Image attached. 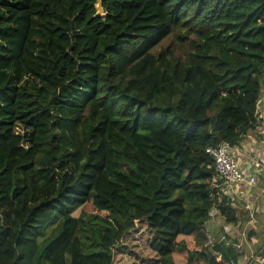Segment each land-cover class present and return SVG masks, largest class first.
<instances>
[{
	"label": "trees",
	"instance_id": "obj_1",
	"mask_svg": "<svg viewBox=\"0 0 264 264\" xmlns=\"http://www.w3.org/2000/svg\"><path fill=\"white\" fill-rule=\"evenodd\" d=\"M95 3L0 0V264L236 260L206 148L253 126L264 0Z\"/></svg>",
	"mask_w": 264,
	"mask_h": 264
},
{
	"label": "crops",
	"instance_id": "obj_2",
	"mask_svg": "<svg viewBox=\"0 0 264 264\" xmlns=\"http://www.w3.org/2000/svg\"><path fill=\"white\" fill-rule=\"evenodd\" d=\"M252 125L234 145L233 153L242 169L248 173L258 171L257 179L250 186L236 183V191L226 196L233 219L226 221L220 215L222 223L217 221L218 216L212 218L219 223V230L213 234L215 244L210 249L230 246L238 254V258L233 260L236 264H260L264 253V80ZM256 162L260 165L257 169L254 166ZM224 226H227V232L223 231ZM213 254L217 260L221 259V252L213 251Z\"/></svg>",
	"mask_w": 264,
	"mask_h": 264
},
{
	"label": "built area",
	"instance_id": "obj_3",
	"mask_svg": "<svg viewBox=\"0 0 264 264\" xmlns=\"http://www.w3.org/2000/svg\"><path fill=\"white\" fill-rule=\"evenodd\" d=\"M233 147L227 142H221L216 146H208L206 150L211 154L214 161V175L210 180V186L213 188L211 197L213 202L217 196H228L236 190L234 186L236 183H245L253 185L257 179L255 172L248 173L239 166V162L233 153ZM255 169L259 168V163H254ZM216 213L215 205L213 204L210 210V215L214 216ZM227 226H224L223 231L227 232ZM207 240L204 245L213 246L215 244V237L212 234H206ZM239 248V246H238ZM230 264H236L230 260ZM260 264H264V253L261 257Z\"/></svg>",
	"mask_w": 264,
	"mask_h": 264
},
{
	"label": "rangeland",
	"instance_id": "obj_4",
	"mask_svg": "<svg viewBox=\"0 0 264 264\" xmlns=\"http://www.w3.org/2000/svg\"><path fill=\"white\" fill-rule=\"evenodd\" d=\"M24 128L20 125L16 127V131L23 132ZM124 246L119 251L124 252L125 254H118L115 257L117 262H127L132 260L128 254L132 253L133 257L137 255V259L150 258L151 253L146 247L144 240L141 237L135 236V234H130L127 236V239L123 242ZM184 260L180 261L179 264H184Z\"/></svg>",
	"mask_w": 264,
	"mask_h": 264
},
{
	"label": "water",
	"instance_id": "obj_5",
	"mask_svg": "<svg viewBox=\"0 0 264 264\" xmlns=\"http://www.w3.org/2000/svg\"><path fill=\"white\" fill-rule=\"evenodd\" d=\"M95 9H96V12L94 16H101L104 14V10L102 7V0H96Z\"/></svg>",
	"mask_w": 264,
	"mask_h": 264
}]
</instances>
